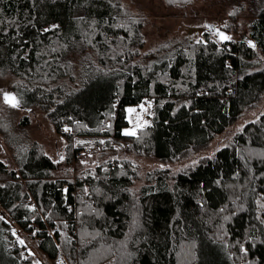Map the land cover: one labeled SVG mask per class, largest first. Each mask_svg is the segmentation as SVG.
<instances>
[{
    "label": "trees",
    "instance_id": "trees-1",
    "mask_svg": "<svg viewBox=\"0 0 264 264\" xmlns=\"http://www.w3.org/2000/svg\"><path fill=\"white\" fill-rule=\"evenodd\" d=\"M224 3L231 23L251 17L249 42L205 32L150 69L144 20L123 0H0V77L67 137L76 166L56 178L37 142L15 148L14 168L0 158V264H264V112L170 168L264 99V0ZM146 98L149 124L124 135ZM88 146L99 150L76 161ZM148 161L160 166L144 172Z\"/></svg>",
    "mask_w": 264,
    "mask_h": 264
},
{
    "label": "rangeland",
    "instance_id": "rangeland-1",
    "mask_svg": "<svg viewBox=\"0 0 264 264\" xmlns=\"http://www.w3.org/2000/svg\"><path fill=\"white\" fill-rule=\"evenodd\" d=\"M123 1L144 20L143 34L146 45L141 56L143 62L150 69L161 68L175 56L178 50L187 49L193 44L202 42L205 32L223 30L231 34L235 43L250 41L251 17L247 16V12H245L231 23L232 9L226 8L224 0ZM11 85V79L0 77V158L14 168L13 153L15 148L20 145L24 146L28 142H37L43 147L46 155L60 164L55 177L72 178L76 166L68 165L66 162L68 157L67 137L55 131L41 110L27 109L20 103L18 107H12L10 103H6L3 94L15 95ZM130 108L136 111L127 113L130 126L125 131L135 130L137 133L145 122L149 123L148 116L151 110ZM262 112H264V99L258 106L248 110L224 134L215 139L207 151L173 164L170 168L173 171H180L193 167L200 157L212 155L229 145L234 137L249 122L257 119ZM26 117L30 119V122L26 127H23L21 121ZM159 166L157 162L148 161L143 167L144 172L149 168H158ZM142 185L143 181L138 182L135 188L139 189ZM30 254H33V251H30Z\"/></svg>",
    "mask_w": 264,
    "mask_h": 264
},
{
    "label": "built area",
    "instance_id": "built-area-1",
    "mask_svg": "<svg viewBox=\"0 0 264 264\" xmlns=\"http://www.w3.org/2000/svg\"><path fill=\"white\" fill-rule=\"evenodd\" d=\"M141 105H143V108H141ZM153 107H154V101L151 98L144 99L140 104H138L136 106V108H138L139 110L152 109ZM123 145H124L125 148H129L130 147V145L128 143H124ZM98 150L99 149L94 147V146H88V147H86V148H84V149H82L80 151H77L75 153V157L74 158H75L76 161H82V160H84L86 158L93 157L96 154V152H98ZM30 205H32V201L30 202ZM33 227L37 228V229L39 228L38 224H33Z\"/></svg>",
    "mask_w": 264,
    "mask_h": 264
},
{
    "label": "snow or ice",
    "instance_id": "snow-or-ice-1",
    "mask_svg": "<svg viewBox=\"0 0 264 264\" xmlns=\"http://www.w3.org/2000/svg\"><path fill=\"white\" fill-rule=\"evenodd\" d=\"M220 35V38L224 41H228V40H231V37L230 36H227L223 33H219ZM199 42V41H198ZM4 99H5V102L6 103H10L12 107H18L19 106V102L17 101L16 97L15 96H10L9 94H5L4 95ZM150 106V105H149ZM141 108H143V105H141ZM146 111V109H144ZM128 112H134L136 111L135 109L133 108H129L127 110ZM147 123V122H145ZM65 131H70V129H65ZM136 133H135V130H132V131H125L124 132V135H127V136H134ZM61 159H63V157H61ZM0 219H3V217H0ZM21 244L24 243V241H20Z\"/></svg>",
    "mask_w": 264,
    "mask_h": 264
},
{
    "label": "water",
    "instance_id": "water-1",
    "mask_svg": "<svg viewBox=\"0 0 264 264\" xmlns=\"http://www.w3.org/2000/svg\"><path fill=\"white\" fill-rule=\"evenodd\" d=\"M251 46L254 47L255 46V43H251ZM8 94V93H7ZM5 94H3V97H4ZM10 96H15L14 94H9Z\"/></svg>",
    "mask_w": 264,
    "mask_h": 264
},
{
    "label": "crops",
    "instance_id": "crops-1",
    "mask_svg": "<svg viewBox=\"0 0 264 264\" xmlns=\"http://www.w3.org/2000/svg\"><path fill=\"white\" fill-rule=\"evenodd\" d=\"M143 117H144V116H143ZM146 118H147V116H146ZM148 124H149V123H144V125H143V126L141 125V126L144 127V126H147ZM142 127H140V128H142ZM140 128H139V129H140Z\"/></svg>",
    "mask_w": 264,
    "mask_h": 264
},
{
    "label": "bare ground",
    "instance_id": "bare-ground-1",
    "mask_svg": "<svg viewBox=\"0 0 264 264\" xmlns=\"http://www.w3.org/2000/svg\"><path fill=\"white\" fill-rule=\"evenodd\" d=\"M89 158H91V157H89Z\"/></svg>",
    "mask_w": 264,
    "mask_h": 264
}]
</instances>
